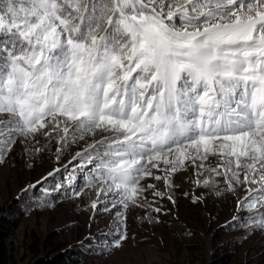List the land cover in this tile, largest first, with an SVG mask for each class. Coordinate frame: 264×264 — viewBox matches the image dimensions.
<instances>
[{
    "label": "snow or ice",
    "instance_id": "snow-or-ice-1",
    "mask_svg": "<svg viewBox=\"0 0 264 264\" xmlns=\"http://www.w3.org/2000/svg\"><path fill=\"white\" fill-rule=\"evenodd\" d=\"M53 132L57 159L93 137L73 160L94 165L113 207L190 166L212 174L197 186L243 185L238 209L264 205V0H0V162L19 137L31 160Z\"/></svg>",
    "mask_w": 264,
    "mask_h": 264
},
{
    "label": "rangeland",
    "instance_id": "rangeland-1",
    "mask_svg": "<svg viewBox=\"0 0 264 264\" xmlns=\"http://www.w3.org/2000/svg\"><path fill=\"white\" fill-rule=\"evenodd\" d=\"M21 139L24 138H17L0 162V222L10 225L9 246L19 258L30 254L27 246L33 243L44 248L61 243L65 248H74L73 253L82 247L84 251L76 264H211L219 257H225V264H264V230H253L249 219L264 215V205L238 209V200L246 195L243 185L229 192L223 176H217L215 186H197V178L203 181L212 174L201 170L197 177L190 166L186 172L173 176L170 189H166L163 180L148 177L141 181L145 191L137 197L136 204L113 207L114 193L97 196L99 181L88 186L89 181L81 185L78 180L71 182V189L63 190L67 187L63 183L65 175L81 169L80 159L73 157L93 137L70 143L57 159V134L53 132L51 139L40 134L31 144L44 150L31 160L26 158ZM29 163L31 167L27 166ZM206 163L215 167L220 161L210 158ZM149 184L154 187L148 188ZM30 185L35 187L29 188ZM157 191L164 195L154 196ZM74 192L81 195L74 196ZM193 198L199 199L193 203ZM97 200L98 209L93 210L90 205ZM41 204L45 207L41 208ZM105 206L110 210L105 211ZM155 208H160V212ZM117 212L122 213L120 219ZM234 217L241 219L236 221ZM121 233H126L127 238L119 248L100 251L118 240ZM93 248L97 249L96 254H92Z\"/></svg>",
    "mask_w": 264,
    "mask_h": 264
},
{
    "label": "trees",
    "instance_id": "trees-1",
    "mask_svg": "<svg viewBox=\"0 0 264 264\" xmlns=\"http://www.w3.org/2000/svg\"><path fill=\"white\" fill-rule=\"evenodd\" d=\"M80 163L81 162H79V165ZM93 167L94 166H92V168ZM90 169L89 167L79 169V172L73 169L67 173L65 179H63V183L67 184V187L63 188V190L66 191V188H68V190L71 189L73 186L71 182H78V180L81 182V185H84L89 180L97 182L98 180H96L95 173L91 172ZM84 176L87 181H84ZM60 192L61 191H59V193ZM9 229L10 225L7 221L0 222V264H76L80 259L79 255L84 251L82 247H79L73 253L72 250L74 248H65L61 243L49 244L46 245L45 248L43 246H38V243H33L27 246L30 254H26L24 257L19 258L9 246ZM48 246L50 249L47 250ZM211 264H225V257L214 258Z\"/></svg>",
    "mask_w": 264,
    "mask_h": 264
}]
</instances>
